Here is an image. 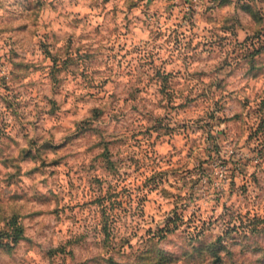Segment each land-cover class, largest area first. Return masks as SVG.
<instances>
[{
	"label": "rangeland",
	"instance_id": "1",
	"mask_svg": "<svg viewBox=\"0 0 264 264\" xmlns=\"http://www.w3.org/2000/svg\"><path fill=\"white\" fill-rule=\"evenodd\" d=\"M0 264H264V0H0Z\"/></svg>",
	"mask_w": 264,
	"mask_h": 264
},
{
	"label": "trees",
	"instance_id": "2",
	"mask_svg": "<svg viewBox=\"0 0 264 264\" xmlns=\"http://www.w3.org/2000/svg\"><path fill=\"white\" fill-rule=\"evenodd\" d=\"M129 194H131V193H129ZM18 234H19V231H16V235L14 236V240H17Z\"/></svg>",
	"mask_w": 264,
	"mask_h": 264
}]
</instances>
